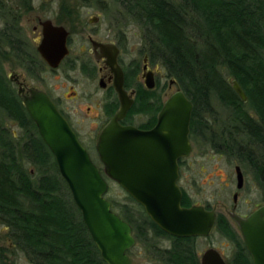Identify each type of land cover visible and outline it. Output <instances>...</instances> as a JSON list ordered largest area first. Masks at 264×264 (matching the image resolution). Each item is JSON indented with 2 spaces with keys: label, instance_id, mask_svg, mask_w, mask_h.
<instances>
[{
  "label": "trees",
  "instance_id": "trees-1",
  "mask_svg": "<svg viewBox=\"0 0 264 264\" xmlns=\"http://www.w3.org/2000/svg\"><path fill=\"white\" fill-rule=\"evenodd\" d=\"M118 1L144 30L145 52L164 63L168 77L192 100V139L202 137L248 165L264 199V0ZM230 77L241 84L247 101ZM215 97L232 109L222 133L204 118ZM7 120L19 131H12ZM128 198L129 204L112 201L113 209L132 224L137 243L146 245L158 263L201 264L198 237L170 235ZM182 204L191 205L187 194ZM0 222L9 228L12 244L0 245V264H15L10 253L16 250L33 264H108L52 151L1 68ZM215 230L233 243L229 264H254L242 236L222 214Z\"/></svg>",
  "mask_w": 264,
  "mask_h": 264
},
{
  "label": "water",
  "instance_id": "water-1",
  "mask_svg": "<svg viewBox=\"0 0 264 264\" xmlns=\"http://www.w3.org/2000/svg\"><path fill=\"white\" fill-rule=\"evenodd\" d=\"M67 33L63 27L53 26L50 22V64L56 65L65 55L66 51L57 55L51 49L54 45L63 46ZM147 77L149 86L153 87L151 74ZM170 82L174 83V79ZM229 82L247 101V94L238 80L230 77ZM116 88L122 102L121 109L103 128L97 142L103 170L44 92L32 90L24 101L41 137L54 155L103 259L108 264H132L128 251L137 244L134 228L107 199L108 178L125 189L144 207L152 221L173 236H210L216 226L217 213L204 205H182L178 159L188 156L193 149L190 140L192 100L178 88L166 100L155 126L142 130L119 123L132 104L124 90L121 71ZM236 172L237 187L241 189L244 175L240 165L236 166ZM231 216L241 230L254 264H264V204L248 216L234 212ZM200 262L228 264L214 247L203 251Z\"/></svg>",
  "mask_w": 264,
  "mask_h": 264
},
{
  "label": "flooded vegetation",
  "instance_id": "flooded-vegetation-1",
  "mask_svg": "<svg viewBox=\"0 0 264 264\" xmlns=\"http://www.w3.org/2000/svg\"><path fill=\"white\" fill-rule=\"evenodd\" d=\"M46 1H48L46 7L41 9H34L33 5L29 7L30 4H27L26 0H18L16 5H8L4 2L0 8L1 72L26 111L28 112L25 97L30 96L32 90L44 92L54 102L80 142L91 154L89 144L94 143L97 150L101 131L121 109L122 102L116 88L118 74L121 71L123 87L128 98L132 99V104L126 115L119 119V123L142 130L153 128L166 100L180 88L174 79V83L170 82L169 88L175 85L176 90L167 97V72L164 63L161 60L153 61L148 52L135 55L128 47L126 31H122L119 24L112 23L106 31L96 29V24L101 20L100 15H92L88 18L86 25L89 27L86 34L81 41L75 42V33L68 25L74 20L71 9H50V0ZM102 10L106 11V9ZM50 22L53 26L63 27L68 32L65 44L63 46L54 45L51 49L57 52V55L66 51L56 65L50 64ZM81 24L84 26L83 22ZM148 74L152 76L153 87L148 84ZM50 78L54 80L50 82ZM59 79H63L62 83L55 82ZM81 79L88 81L91 89H84L82 93L79 90L68 92L72 86H68L66 81L73 84L81 82ZM78 100L81 104L75 105V101ZM82 104L86 105L87 116L81 114ZM86 117L90 119V122L95 123L93 124L94 130H91L94 135L85 131ZM190 140L193 146L191 131ZM191 153L178 159V184L183 191L182 202L187 194L191 201L189 206L203 205L194 203L189 193L180 184L184 164L188 162ZM235 194H237V199H233V206L228 210L229 216H223L242 236L231 213L248 216L264 203L248 212H240L238 210L239 191ZM204 206L208 209H215L209 205ZM216 213L218 220L220 213L217 210Z\"/></svg>",
  "mask_w": 264,
  "mask_h": 264
},
{
  "label": "rangeland",
  "instance_id": "rangeland-1",
  "mask_svg": "<svg viewBox=\"0 0 264 264\" xmlns=\"http://www.w3.org/2000/svg\"><path fill=\"white\" fill-rule=\"evenodd\" d=\"M18 0H0L2 5H16ZM27 4L33 5L34 9H41L46 7L48 1L46 0H26ZM25 4V3H24ZM1 8V7H0ZM50 9H71V15H74L72 24H68L74 31L75 42L81 41L86 34V30L89 26L88 18L92 15H100L101 20L96 24V29L107 30L112 23L119 24V28L122 31H126L128 37V47L132 49L135 55L145 52V44L143 39L144 30L141 25L133 19L131 16L125 14L126 7L118 0H50ZM102 9H106L103 11ZM125 15V16H124ZM84 23L82 26L81 23ZM144 50V51H143ZM143 56V54H141ZM167 78V97L176 90L174 85L169 88L170 77H168V70L166 68ZM54 79L50 78V82ZM63 79H59L55 82L62 83ZM66 83L72 86L68 92L79 90L80 93L84 89H91L88 81L81 79V82ZM63 90V89H61ZM59 90V92L61 91ZM81 102L75 101V105H79ZM212 112L204 113V118L209 119L211 125L215 127V130L221 131V127L230 123V117L232 109L223 104L218 98H213ZM83 105V104H82ZM82 115L87 116L86 105H83ZM89 117V116H88ZM86 117L85 131L94 135L95 126L90 122V119ZM204 119V120H205ZM206 121V120H205ZM90 122V123H89ZM7 125L12 131H19L17 123L12 120H7ZM200 141L193 139V151L188 159V162L184 164L183 176L181 179V186H183L189 193L194 203L209 205L215 208L218 213L229 216L228 210L233 206L234 193L239 191L238 195V210L240 212H248L251 209L264 203L262 197V190L259 184L256 182L252 169L244 162L236 159L235 156H231L210 145L204 138L198 137ZM91 157L103 170V164L100 161L95 144H89ZM92 146V147H91ZM240 165L244 176L245 184L243 189H237V176L236 166ZM29 168H33L29 165ZM109 190L106 194L107 199L111 202L116 201L118 204L131 203L128 198V193L117 182L108 178ZM119 205V206H120ZM9 228L0 222V245L11 246L9 240ZM156 240V239H155ZM159 242L163 245H168L169 242L166 239H159ZM209 247H214L221 252L226 262L229 264L232 257L234 246L228 239L216 232V230L207 237H198L197 248L201 258L203 251ZM132 264H160L157 259L151 254L146 245L137 243L131 250L128 251ZM10 253V261L15 264H33L29 258L21 251L16 250L15 254Z\"/></svg>",
  "mask_w": 264,
  "mask_h": 264
},
{
  "label": "bare ground",
  "instance_id": "bare-ground-1",
  "mask_svg": "<svg viewBox=\"0 0 264 264\" xmlns=\"http://www.w3.org/2000/svg\"><path fill=\"white\" fill-rule=\"evenodd\" d=\"M243 100V99H242ZM248 100V99H247ZM244 101V100H243ZM253 260V259H252Z\"/></svg>",
  "mask_w": 264,
  "mask_h": 264
}]
</instances>
